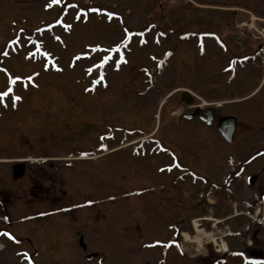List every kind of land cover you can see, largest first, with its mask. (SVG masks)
Instances as JSON below:
<instances>
[{"label": "rangeland", "instance_id": "1", "mask_svg": "<svg viewBox=\"0 0 264 264\" xmlns=\"http://www.w3.org/2000/svg\"><path fill=\"white\" fill-rule=\"evenodd\" d=\"M57 1L55 8L53 0H0V93L7 92L0 96V216L10 208L12 230L21 236L29 233L35 208L51 201L74 204V213L30 225L38 231L31 236L32 259L29 247L0 235V264H245L246 253L264 250V59L234 61L264 38V0ZM88 4L99 10L82 15L80 8ZM101 9L118 12L129 28L152 20L172 30V37L159 49L131 53L130 44L123 51L127 66L108 65L110 53L89 44L108 47L127 36L118 30V19L97 17ZM185 31L214 32L225 45L202 39L206 49L199 56L194 39L174 44ZM165 47H174L175 55L156 89L134 95L142 88L137 68L149 64L146 53ZM88 68L108 71L107 96L93 72L88 78ZM184 89L190 91L187 100L181 98ZM210 106L214 122L234 117L231 143L216 125L179 119L182 112ZM117 126L129 130L118 132ZM142 136L171 148L205 177L157 173L169 157L150 154L153 143L135 153L116 148ZM103 148L111 149L86 156ZM26 157L32 159L25 162ZM19 161L25 163L24 175L14 179ZM6 224L0 221V230ZM184 231L202 241L210 232L217 245L204 243L201 254L181 249ZM223 243L230 248L224 254ZM90 252L94 257L86 259Z\"/></svg>", "mask_w": 264, "mask_h": 264}, {"label": "flooded vegetation", "instance_id": "2", "mask_svg": "<svg viewBox=\"0 0 264 264\" xmlns=\"http://www.w3.org/2000/svg\"><path fill=\"white\" fill-rule=\"evenodd\" d=\"M115 20H117V17H115ZM159 26H157V23L152 21V20H147L145 23L142 22L141 25L139 27H133V28H129L128 26H122L121 24L119 26H117L118 30L121 32V34H131V42L129 44H131V49L130 52L132 53L134 49H146L149 46H153L155 47V45H157L155 48L159 49L162 46L159 45H163L164 42H166L167 39H169L170 37H172V33L173 31L168 29V30H162L160 28H158ZM240 38V35H238ZM179 41L176 40V38L174 37V44H176V46L182 44V41L186 40H195V49L197 50V53L199 54L200 49L203 47L206 49V41L203 42V40L206 39H212L215 40L219 45H225L222 37H220L219 35H217L214 32L211 31H185L184 33H182V35L178 36ZM122 36L117 39L119 41V43L121 42ZM151 39V40H150ZM203 39V40H202ZM161 41V44H160ZM118 42H114L112 44H110L108 47H103L101 45V43L99 42H94L92 44H89V48L91 50H96L97 52L99 51H106L107 53H110L109 57H107V59H105L106 63L108 65H114L116 67H120V66H127L129 63L128 58H124L123 57V52L122 50L124 49L123 45H125L127 42L120 43L122 45H120ZM136 43V44H134ZM128 44V43H127ZM94 45V46H92ZM263 48H264V40L260 41L259 44L256 46V48L250 52V53H245L243 55H239L237 56L235 54V59H244L245 61H251L254 64H257L258 62L260 63V61L262 62L263 59ZM88 49V51L90 50ZM169 56L173 57L175 55V48L174 47H165L164 48ZM163 49V50H164ZM162 52V51H161ZM161 52H159L157 50V52H147L146 53V59L148 60L149 64L146 65H141L139 66L137 69L138 72H140L142 74V78L139 80V85L142 86V88H140V90L136 89L134 91V95H144V93L146 91H150L152 89H156L155 87V82L157 81L158 77L160 75H162V72L164 71V69L167 67L168 63L166 62V58H164L163 56H161ZM88 53V52H87ZM130 53V54H131ZM121 57H123V59H121ZM170 57V58H171ZM99 58V57H97ZM150 61L153 63H150ZM88 66H91V64H89ZM154 66H158V70L156 74L152 75L153 69L152 67ZM111 70V69H110ZM166 70V69H165ZM114 71H117L116 69ZM93 72L94 74L91 75L93 77L97 76L98 78V87L103 91L104 97L107 96L109 94V89L112 87V84L108 82L107 80V72L105 71L101 73V71L99 69H88V78H90V73ZM142 89V90H141ZM89 90H91V85L89 84ZM183 97H186L183 95ZM182 98V95H181ZM204 108H196L194 111L192 112H182L180 113V120L182 119H197L199 120V122H201V124H203V126L205 127H213V125H216V129H217V124L215 121V110H213V115H214V119L213 122L211 123H206L203 119L202 116H204L205 114L203 113ZM206 110V109H205ZM122 128L121 126H117L116 129L118 130H122L120 129ZM218 131V130H217ZM158 140V139H157ZM156 141V139H154L153 137H150L149 139H143L141 142L137 143L135 146L137 147H141L143 145H149V143H153L152 145L155 147L151 150H149L150 154L152 151H155V155H164V156H168L169 157V162L168 163H164L161 165H158L156 167V172L157 173H165V174H170L173 170L172 169H176V170H180L183 171L185 174L188 175H192L195 177H203V175L199 174L196 169L191 168V166L189 164H185L182 163L180 160H178V156L177 154L174 153V151L171 148H168L167 146H165L164 144H155L154 142ZM159 141V140H158ZM142 156H146L148 155L147 151L144 149L142 150ZM161 155V156H162ZM54 192V191H53ZM251 206V205H250ZM252 207V206H251ZM39 209L38 211H36L35 213L41 212L42 209L45 210H49L47 212V215L41 216V217H33V218H29L28 220H31L30 225L32 223H36L37 226H41L42 224H44V222H48V224L52 223L53 220L55 218H57L58 216H60L59 213V204L58 202L56 203H52V201L48 204V206L46 207H38L35 208ZM27 210L23 211L26 212ZM29 213L32 212V210H28ZM33 213V214H35ZM71 214H73L72 212H67L65 214H62V216H69L72 217ZM262 216L264 217V214H262ZM30 225L26 226L28 227L29 233L27 234H22L21 236H19L16 232H14L12 229L13 226L11 227V229L9 230H5V234L12 240L16 241L19 245H27L30 249V253L33 255L35 253V248L34 246H32V244H34V242L32 241V238L34 237L35 233L38 232L36 230V227H32V229H30ZM74 223L69 221L68 222V227L70 228L71 233H74L73 228ZM49 227L51 228V225H49ZM33 236V237H31ZM34 240V239H33ZM33 242V243H32ZM24 249V248H23ZM246 263L250 264H264V250L261 251H254L251 250L248 253L247 256V260Z\"/></svg>", "mask_w": 264, "mask_h": 264}, {"label": "bare ground", "instance_id": "3", "mask_svg": "<svg viewBox=\"0 0 264 264\" xmlns=\"http://www.w3.org/2000/svg\"><path fill=\"white\" fill-rule=\"evenodd\" d=\"M254 92V91H253ZM233 137H234V135H233ZM233 141V138H232V140H231V142ZM230 142V143H231ZM110 152V151H109ZM24 159H28V160H31L32 158H29V157H26V158H24ZM38 160V159H37ZM194 222H193V225H194V230L195 231H200L199 230V227H198V225L196 224V221L195 220H193ZM206 237H205V239L202 241L201 239H203V238H201V235H199V234H197V235H191V234H189V233H186L185 231H184V233H183V241L181 242V244H180V248H182V249H190V252L191 253H196V252H199L200 254L201 253H205V251H206V248H205V246L203 245L204 243H210V242H213L214 244H215V246L217 245V242H218V240L216 239L215 240V238L216 237H214L215 235H211L210 234V232L208 233H205L204 234ZM202 241V242H201ZM222 246L224 247V248H226V247H228L227 246V244L225 243H223L222 244ZM193 247V248H192Z\"/></svg>", "mask_w": 264, "mask_h": 264}, {"label": "water", "instance_id": "4", "mask_svg": "<svg viewBox=\"0 0 264 264\" xmlns=\"http://www.w3.org/2000/svg\"><path fill=\"white\" fill-rule=\"evenodd\" d=\"M187 92H184L186 94ZM219 130L221 134L230 141L232 139V135L235 130V119L232 116H225L220 119L218 123ZM24 172V166L22 164H18L14 167L13 177L16 179L22 176ZM93 255H88L87 258L90 259Z\"/></svg>", "mask_w": 264, "mask_h": 264}, {"label": "snow or ice", "instance_id": "5", "mask_svg": "<svg viewBox=\"0 0 264 264\" xmlns=\"http://www.w3.org/2000/svg\"><path fill=\"white\" fill-rule=\"evenodd\" d=\"M105 59H107V57H106ZM121 59H123V57H121ZM17 79H19V77H18ZM29 79H30V77H29ZM8 91L10 92L11 89L9 88ZM5 95H7V92H5V93H0V96H5ZM17 98H18V97H17Z\"/></svg>", "mask_w": 264, "mask_h": 264}]
</instances>
